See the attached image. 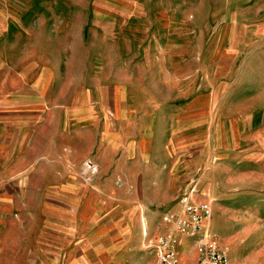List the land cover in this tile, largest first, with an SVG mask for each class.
Returning <instances> with one entry per match:
<instances>
[{
    "label": "rangeland",
    "instance_id": "1",
    "mask_svg": "<svg viewBox=\"0 0 264 264\" xmlns=\"http://www.w3.org/2000/svg\"><path fill=\"white\" fill-rule=\"evenodd\" d=\"M150 81L157 94L167 82L174 96L197 87L214 99L190 140L188 176L153 212L145 250L136 229L144 258L130 264L155 263L157 238L190 189L211 204L207 235L230 264H264V0H0V264H100L80 257L99 248L100 212L80 243L58 211L71 183L98 180L85 144L100 140L109 94H148ZM191 250L183 246V264L197 260Z\"/></svg>",
    "mask_w": 264,
    "mask_h": 264
},
{
    "label": "crops",
    "instance_id": "2",
    "mask_svg": "<svg viewBox=\"0 0 264 264\" xmlns=\"http://www.w3.org/2000/svg\"><path fill=\"white\" fill-rule=\"evenodd\" d=\"M172 47V52L181 49V46ZM167 84L161 85L163 90L158 94L156 90L153 92V87H157L154 81L149 82L148 94L139 92V96H134L116 91L109 94L115 104L111 102L102 107L100 140L95 145L89 140L85 144L86 156L93 157L99 166L98 180L92 188L78 187L76 181L71 183L70 186L76 188L70 187L67 192L68 202L62 205L66 210L58 211V217L63 221L59 225L68 231L66 235L70 240L81 238L80 230L92 227V220L100 212L98 216L102 218L105 231L96 236L99 248L94 252L82 251L78 254L82 259H98L100 264H115L116 261L130 264L129 260L134 257L142 261L143 255L134 251L136 229L140 237L138 245L145 250L144 244L156 235L157 222L153 212L162 200V206L169 204L183 174L188 176L185 169L189 150L195 148L190 140L196 141L198 131L202 133L204 121L201 120L209 114L206 106L214 97L197 87L191 93L181 88L178 91L181 95L174 96ZM130 96L138 101L149 100L148 107L141 109L140 102L136 107L135 104L131 107L128 102L125 104L123 101ZM154 99L165 102L157 106L150 103ZM173 100L181 102L174 104ZM71 197H77L76 201ZM78 240L84 243L86 239ZM185 244L191 243L182 239L181 264ZM191 252L193 255L195 251ZM186 264H201L200 255L197 254L194 263Z\"/></svg>",
    "mask_w": 264,
    "mask_h": 264
},
{
    "label": "built area",
    "instance_id": "3",
    "mask_svg": "<svg viewBox=\"0 0 264 264\" xmlns=\"http://www.w3.org/2000/svg\"><path fill=\"white\" fill-rule=\"evenodd\" d=\"M84 169L83 178L91 184L98 167L89 160ZM195 194L192 189L186 191L181 199V213L166 219V228L153 247L156 254L153 264H181L179 253L183 238L191 239V249L199 253L201 264H230L228 252L207 235L206 227L213 217L211 204L198 202Z\"/></svg>",
    "mask_w": 264,
    "mask_h": 264
}]
</instances>
